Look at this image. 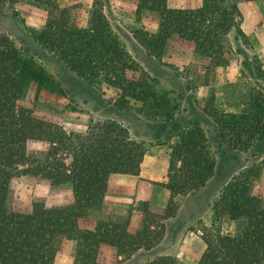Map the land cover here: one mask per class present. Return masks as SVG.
<instances>
[{"label": "trees", "instance_id": "1", "mask_svg": "<svg viewBox=\"0 0 264 264\" xmlns=\"http://www.w3.org/2000/svg\"><path fill=\"white\" fill-rule=\"evenodd\" d=\"M86 19L78 20L76 5L57 0H0L4 6L27 3L45 11L37 44L70 72L89 84L115 90V106L141 104L149 118L171 114L160 105L151 77L130 57L113 32L104 11L105 0H89ZM138 12H149L157 29L147 34L148 56L163 54L169 41L179 42L206 58L211 68L224 67L233 52L228 38L244 44L242 17L236 0H202L196 8L173 9L167 0H135ZM51 83L47 72L0 32V264H53L56 243L75 244L72 264H105V248L115 258L151 250L155 217L148 206L140 211L137 229L98 217L112 175L136 176L147 149L132 139L122 124L90 123L82 132H68L58 123L34 114L24 103L30 85ZM146 111V112H145ZM164 114H163V113ZM212 122L221 146L247 151L264 144V86L252 89L234 112L213 111ZM170 145L164 188L186 195L204 188L213 175L209 141L198 123ZM264 168L247 167L226 183L213 203V221L199 231L202 251L196 264H264V196L256 180ZM31 176L51 186L69 184L72 200L47 206L33 201L18 205L12 182ZM225 217L233 233L219 225ZM146 264H183L175 256H156Z\"/></svg>", "mask_w": 264, "mask_h": 264}, {"label": "rangeland", "instance_id": "2", "mask_svg": "<svg viewBox=\"0 0 264 264\" xmlns=\"http://www.w3.org/2000/svg\"><path fill=\"white\" fill-rule=\"evenodd\" d=\"M61 5H76L78 20L86 19L89 0H57ZM202 0H167L170 8H196ZM242 17L244 44L228 40L232 53L224 67L211 68L209 61L186 45L169 41L163 54L148 56L144 38L157 29L149 12H138L135 0H105L107 19L130 57L151 77L163 111L172 117L149 118L140 111L141 104L127 109L115 106V90L89 84L70 72L35 41L43 28L45 11L27 3L4 6L0 10V32L7 34L28 57L34 59L50 76L43 88L30 85L24 103L40 118L52 120L68 132H82L90 123L114 120L129 130L132 139L144 143L147 152L136 176L112 175L98 217L114 223H128L135 232L145 205L155 217L152 249L134 256L115 258L105 248V264H146L154 257L175 256L183 264H196L202 251L201 227L213 221V203L223 186L241 170L258 164L264 156V144L247 151L221 146L212 122L214 110L234 112L248 99L252 89L264 86V0H236ZM146 112V111H145ZM163 113V112H162ZM164 114V113H163ZM200 125L209 141V155L214 162L213 175L206 186L195 193L171 195L164 188L170 150L183 131ZM12 189L18 205L28 207L33 201L47 206L72 200L69 184L51 186L31 176L13 180ZM256 191L264 196V168L256 180ZM97 217V216H96ZM222 231L233 233L234 225L223 217ZM75 244L62 239L56 243L53 264H72Z\"/></svg>", "mask_w": 264, "mask_h": 264}]
</instances>
